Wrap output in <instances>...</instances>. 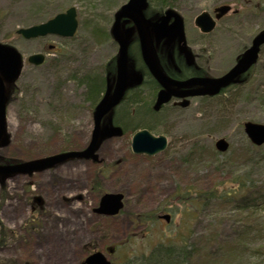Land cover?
<instances>
[{
  "label": "rangeland",
  "instance_id": "1",
  "mask_svg": "<svg viewBox=\"0 0 264 264\" xmlns=\"http://www.w3.org/2000/svg\"><path fill=\"white\" fill-rule=\"evenodd\" d=\"M128 1L0 0V44L23 58L19 77L7 86L0 166L87 147L104 91L92 102L81 80L106 78L114 70L119 46L111 30ZM171 1L183 18L193 61L213 78L228 72L264 31V0ZM223 5L231 12L211 33H202L196 17ZM70 8L78 22L73 37L26 40L18 34ZM166 9L150 1L146 12ZM137 45L131 44L129 53L139 64ZM34 54H44L45 63H29ZM143 96L141 107L153 110L154 96ZM188 99L187 107L177 98L164 104L156 120L144 119L148 127L129 126L121 137L102 140L97 160L72 159L0 177V264H82L108 247L115 248L106 254L114 264H148L160 248L176 254L161 255L156 264H172L176 256L181 261L176 264H264V145L253 146L244 131L245 122L264 125V45L237 85L219 96ZM143 128L165 136L167 149L155 156L133 154L132 136ZM220 138L229 144L224 153L215 148ZM241 179L253 186L241 189L236 183ZM106 193L124 195L118 216L94 213ZM203 194L216 197L195 203ZM164 214L171 215L169 224L158 218Z\"/></svg>",
  "mask_w": 264,
  "mask_h": 264
},
{
  "label": "water",
  "instance_id": "2",
  "mask_svg": "<svg viewBox=\"0 0 264 264\" xmlns=\"http://www.w3.org/2000/svg\"><path fill=\"white\" fill-rule=\"evenodd\" d=\"M148 0H129L115 14V21L112 26V35L119 45V53L117 58V74L114 86L107 87L104 97L97 105L93 119L94 128L91 140L88 146L82 151H70L66 153L56 154L49 157L36 159L24 163L0 166V176L7 177L14 174L33 173L34 171L49 169L53 166L61 164L72 159H94L97 160L96 151L100 143L105 138L121 137L123 131L120 127H115L111 122L102 125L103 119L121 102L124 93L128 87L130 78H135L137 73L128 69V48L129 41L133 30L123 32L122 24L132 21L137 29L140 42L141 56L147 65L150 73L160 83L163 89L158 93L157 101L154 109L159 110L160 107L168 103L173 96L179 98L196 97L203 95H217L221 90L246 72L257 62L258 54L262 45H264V31L258 34L252 41V45L248 48L238 60L236 65L225 75L219 78H191L185 82L173 81L168 78L158 65L156 54L154 53L153 40L150 27L156 36V40L162 38L173 39L180 37L184 40V25L182 17L173 10L165 12L163 17L157 23H150L144 17V10L147 8ZM230 6H221L215 10V19L208 12H202L195 19V25L202 33H211L216 21L221 19L230 11ZM173 19L171 25H168ZM78 26L76 18V10L68 9L65 13L57 15L55 18L46 23L32 26L26 29H20V34L25 39H33L44 37L47 35H58L62 37H73ZM45 58L41 54L32 55L28 58L31 64L40 65ZM22 68L21 54L12 47L0 44V144L6 139V103L7 88L6 85L14 82L20 75ZM172 86L193 87L199 86L200 89L179 93L171 89ZM182 107H187L189 101L185 100ZM245 133L251 142L257 146L264 144V125L246 122L244 124ZM168 147V140L165 136H155L146 129L136 132L131 140V149L135 155L155 156L165 151ZM229 144L225 139H219L216 142L218 151L224 153L228 150ZM124 195L121 193H106L101 199L95 213L103 216H115L124 207ZM169 221V216L163 217ZM85 264H111L102 252H96L90 255Z\"/></svg>",
  "mask_w": 264,
  "mask_h": 264
},
{
  "label": "flooded vegetation",
  "instance_id": "3",
  "mask_svg": "<svg viewBox=\"0 0 264 264\" xmlns=\"http://www.w3.org/2000/svg\"><path fill=\"white\" fill-rule=\"evenodd\" d=\"M145 16L146 18L150 19V21L152 22L158 21L160 17L156 13L152 15H149L148 13H146ZM133 27H134V23L131 21L127 23H123V32L125 33L128 29H131ZM153 39H154V48H155V52L157 55L160 68L162 69V71L168 78L174 81H185L193 77H206L207 76L203 72L202 67L197 63L196 59L194 61L191 58L187 59L186 51L182 43L179 41L178 37H175L173 39H163L161 41H157L153 35ZM134 43L138 44V48H139V41H138L137 35L135 34L131 40V44H134ZM139 52H140V49H139ZM131 67H132V70H134L135 73H138V74L137 76H135V78H130V81H128V88H127L128 90L122 102L123 103L126 102L127 94L130 91L141 92L143 95L147 93L152 94L155 96V99H156L158 93L162 89V86L150 74L142 58L139 59V64L135 62ZM111 75L113 76V73ZM113 80L114 78H112V81ZM111 84H113V82H111ZM198 88L199 87L197 86V87H191V88L184 87V88L179 89L175 86H171L172 90H175L176 92H180V93L192 91ZM181 104H182V101L179 102L178 105L181 106ZM108 250L109 252L114 251L113 248H108Z\"/></svg>",
  "mask_w": 264,
  "mask_h": 264
},
{
  "label": "trees",
  "instance_id": "4",
  "mask_svg": "<svg viewBox=\"0 0 264 264\" xmlns=\"http://www.w3.org/2000/svg\"><path fill=\"white\" fill-rule=\"evenodd\" d=\"M150 1H154L156 3V6L159 8H171L173 7L172 5V1L171 0H150ZM86 86H87V91H88V96L89 98L92 100V102H96L99 99V96L101 94V92H103V88H105L106 85V79L105 78H98L96 76H85V78H83L81 80ZM153 96V95H152ZM143 94L141 92H135V91H130L127 94V100L126 102H124L123 104H121V106L118 108L117 111H119V109H121L122 111L120 112V114L117 113L116 117L114 118L113 122L115 125L121 126L124 130V132H127V128L129 126L132 127H139L140 125L143 126H147L149 122H145L144 119H146L147 121L149 120L150 123L153 122L154 120H156L158 113H156L155 111H153L150 108H146V107H141L142 104V100H143ZM137 106V111L134 112V110H131V107H136ZM133 113V114H132ZM118 116V117H117ZM132 116V118H131ZM136 118H139L140 120L137 121L138 119H136V123H134L133 125H131L129 123V121L134 120ZM128 121V123L126 121ZM144 122V123H143ZM131 127V128H132ZM236 183L238 184V186L241 187V189L243 190H249L251 188V185L253 186V184L249 183L250 186L247 184V181L244 179L241 180H236ZM216 197L215 194L212 195H205L203 194V196L200 197H195L194 200L197 201H209L212 200ZM174 248V247H173ZM170 249V248H168ZM163 252V254H162ZM175 253H168L164 250V248H160V250H158V253H155V255L152 257L147 259L145 263L148 264H156L160 262V258L161 255L163 256V259L166 258H171L172 256H174ZM187 255V253H186ZM188 256V255H187ZM181 262L179 260V258H172V264H176ZM187 263V261L185 262Z\"/></svg>",
  "mask_w": 264,
  "mask_h": 264
}]
</instances>
